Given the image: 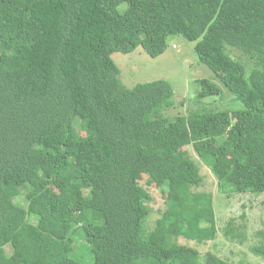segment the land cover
Instances as JSON below:
<instances>
[{
	"label": "trees",
	"instance_id": "trees-1",
	"mask_svg": "<svg viewBox=\"0 0 264 264\" xmlns=\"http://www.w3.org/2000/svg\"><path fill=\"white\" fill-rule=\"evenodd\" d=\"M176 35L241 108L169 117L168 80L122 83L115 52L158 57ZM198 81L199 103L222 94ZM200 163L223 194L264 193V0H0V264H84L78 240L93 264H251L180 242L218 232Z\"/></svg>",
	"mask_w": 264,
	"mask_h": 264
},
{
	"label": "rangeland",
	"instance_id": "rangeland-1",
	"mask_svg": "<svg viewBox=\"0 0 264 264\" xmlns=\"http://www.w3.org/2000/svg\"><path fill=\"white\" fill-rule=\"evenodd\" d=\"M112 57L121 70L120 79L127 88L158 79L168 80L172 84L174 104L164 110L169 117L188 115L203 106L215 109L242 107V103L223 86L214 72L200 62L195 51V42L188 41L180 35L170 37L168 48L158 57H151L142 47L131 53L115 52ZM200 79H209L218 84L222 94L206 97L199 103L195 97L201 89L198 81ZM188 153L198 160L191 146ZM200 165L202 183L195 190L213 193L218 232L214 240L204 244L185 239H181L180 242L198 249L203 258L207 252H213L235 263L245 261L251 264H264V259L251 251V247L259 243L261 239L259 231L264 228V193L258 196L251 193H236L230 196L223 194L219 191V184L210 168L201 163ZM138 180L153 196L150 202L153 209V217L150 218L152 222L165 207L163 197L148 175ZM230 220H234L236 230L243 235L242 237L231 239L226 235L225 229ZM74 256L84 264H93L90 247L81 240L76 242Z\"/></svg>",
	"mask_w": 264,
	"mask_h": 264
}]
</instances>
